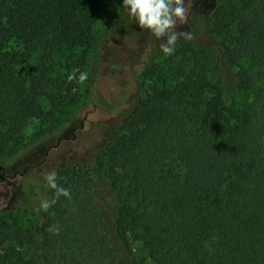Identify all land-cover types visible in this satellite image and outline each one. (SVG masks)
<instances>
[{
	"label": "trees",
	"instance_id": "obj_1",
	"mask_svg": "<svg viewBox=\"0 0 264 264\" xmlns=\"http://www.w3.org/2000/svg\"><path fill=\"white\" fill-rule=\"evenodd\" d=\"M103 2L0 0V163L76 105L67 77L85 72ZM192 7L175 66H143L141 97L94 100L121 118L55 170L71 199L37 213L54 194L42 174L0 206V264H138L131 240L151 264H264V0Z\"/></svg>",
	"mask_w": 264,
	"mask_h": 264
},
{
	"label": "rangeland",
	"instance_id": "obj_2",
	"mask_svg": "<svg viewBox=\"0 0 264 264\" xmlns=\"http://www.w3.org/2000/svg\"><path fill=\"white\" fill-rule=\"evenodd\" d=\"M216 1L193 0L192 6L195 11L201 10L200 5L203 9H210ZM189 2L185 0V6ZM191 20L188 17L186 24H178L177 31L191 32ZM94 37L95 50L89 54L85 68L88 79L76 89V105L68 113L58 115L52 130L43 132L39 137L36 136V123L29 124L23 133L26 138L24 149L0 163V178L7 174L6 179H10L6 186L0 188V206L6 204L7 210L21 205V191L27 179H36L43 172L85 159L97 143L116 127L121 116L105 113L94 105L96 98L116 105L123 102L125 94L129 101L141 97L139 85L142 78L139 76L143 66L154 63L168 66L167 60L175 66L178 62L173 54L161 53L154 57L166 38L157 40L150 32L141 29L130 18L128 10L123 8V0H104L94 27ZM16 171L21 173L16 176ZM188 197L195 202L194 194L190 193ZM131 246L138 264H151L142 244L131 240Z\"/></svg>",
	"mask_w": 264,
	"mask_h": 264
},
{
	"label": "clouds",
	"instance_id": "obj_3",
	"mask_svg": "<svg viewBox=\"0 0 264 264\" xmlns=\"http://www.w3.org/2000/svg\"><path fill=\"white\" fill-rule=\"evenodd\" d=\"M193 0L185 6V0H123V8L128 10L130 18L134 19L141 29L150 32L157 40L166 38L160 43L161 51L166 55L175 52L177 41L183 37L191 39V32L177 31L178 24H186L190 15V8ZM79 72L78 82L83 83L88 79L87 72H80L73 69L72 74L68 75V82L77 79L76 73ZM43 179L46 187L54 191L52 199H41L39 206L35 209L48 212L61 196L71 199V190L64 188L57 183V173L55 170L43 172ZM48 231L52 234H59V224L50 226Z\"/></svg>",
	"mask_w": 264,
	"mask_h": 264
}]
</instances>
